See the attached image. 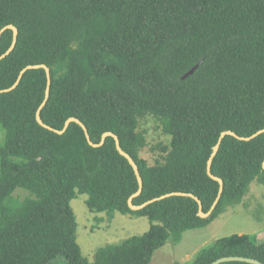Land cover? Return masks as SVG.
Wrapping results in <instances>:
<instances>
[{
  "label": "trees",
  "instance_id": "1",
  "mask_svg": "<svg viewBox=\"0 0 264 264\" xmlns=\"http://www.w3.org/2000/svg\"><path fill=\"white\" fill-rule=\"evenodd\" d=\"M18 29L15 49L0 62V91L23 69L51 72L43 122L62 130L80 120L91 141L115 134L143 181L141 206L171 194H192L209 213L220 185L208 174L223 132L250 137L264 129V0H0V32ZM7 29L0 57L12 46ZM192 75L184 78L194 67ZM44 69L28 70L18 86L0 93V264H150L183 233L212 224L241 205L253 182L264 185V133L251 141L223 139L211 173L223 192L202 218L198 202L171 196L134 211L135 171L114 138L95 148L72 123L60 135L42 127L36 113L45 100ZM153 118L169 146L162 161L141 157L148 146L140 130ZM87 194L94 213L146 217L145 234L107 245L90 262L77 241L71 207ZM223 257L264 263V239L234 234L217 239L192 264ZM223 264H248L228 262Z\"/></svg>",
  "mask_w": 264,
  "mask_h": 264
},
{
  "label": "rangeland",
  "instance_id": "2",
  "mask_svg": "<svg viewBox=\"0 0 264 264\" xmlns=\"http://www.w3.org/2000/svg\"><path fill=\"white\" fill-rule=\"evenodd\" d=\"M141 131L146 133L148 146L142 150L141 157L149 165L162 161L161 146H169L170 137L163 134L153 118L142 121ZM4 132L0 129V143ZM87 194H77L71 207L76 215L77 241L82 254L90 262L96 259L97 251L107 245L121 244L124 241L148 232L151 222L146 217H131L115 213L112 220L106 213L91 212L86 204ZM234 234L256 235L264 239V185L253 182L250 193L243 203L229 209L212 224L201 229L186 231L177 245L170 243L155 252L150 264H192L197 254L212 245L217 239ZM52 264H67L59 258Z\"/></svg>",
  "mask_w": 264,
  "mask_h": 264
},
{
  "label": "water",
  "instance_id": "3",
  "mask_svg": "<svg viewBox=\"0 0 264 264\" xmlns=\"http://www.w3.org/2000/svg\"><path fill=\"white\" fill-rule=\"evenodd\" d=\"M7 29H10L13 31L14 33V39H13V43H12V46L10 47V49L5 53L3 54L1 57H0V62L6 58L8 55L11 54V52L15 49V46L17 44V38H18V29L15 27V26H8L6 28H4L1 32H0V40H1V37H2V34L5 30ZM44 69L45 72H46V76H47V88H46V95H45V100L44 102L42 103V105L40 106V108L38 109L37 113H36V119L38 121V123L48 129V130H51L57 134H64L67 129L69 128V126L72 124V123H77L79 124L85 134H86V137H87V140L89 142V144L95 148H99V147H102L105 142H106V139L109 138V137H112L114 138L115 142H116V147H117V150L119 151V153L124 156L128 161L129 163L131 164V166L133 167L134 171H135V174H136V177L138 179V183H139V190L136 194H134L132 197H130V199L128 200V204H129V207L134 210V211H137V210H141L143 209L144 207H146L147 205H150L156 201H160V200H163V199H166L168 197H171V196H188V197H191V198H194L198 204H199V215L202 217V218H206L208 217L211 212L215 209L216 205L218 204L219 200H220V197H221V194L223 192V180L218 178V177H215L212 175L211 173V169H212V163H213V160L214 158L216 157V155L218 154L219 152V149H220V146L223 142V139L227 136H233L239 140H242V141H251L253 139H255L256 137H258L259 135L263 134L264 133V129L263 130H260L258 131L256 134L250 136V137H239L238 135H236L234 132L232 131H226V132H223L219 138V141H218V144L216 145V147L213 149V153L209 159V163H208V174L211 178H213L214 180H216L219 185H220V190H219V196L217 198V200L215 201L214 205L212 206L211 210L209 211V213H204L203 212V206H202V202L197 198L195 197L194 195L192 194H183V193H171V194H167V195H164V196H161L159 198H155L149 202H146L145 204L141 205V206H135L134 203H133V200L134 198L138 197L141 192H142V188H143V181H142V178L140 176V173H139V169H138V166L137 164L135 163V161L133 160V158L127 154L126 152L123 151V149L121 148V145H120V141H119V138L111 133V132H108V133H105L103 136H102V139L100 141L99 144H95L91 141V138H90V135L88 133V130L87 128L85 127V125L78 119L76 118H70L66 121L65 125H64V128L62 130H55L49 126H47L42 118H41V110L44 108V106L46 105L48 99H49V96H50V88H51V72H50V69L46 66V65H36V66H28L26 67L25 69H23L18 77V80L16 81V83L9 89H5V90H2L0 91V93H6V92H10L12 90H14L18 84L20 83L23 75L28 71V70H33V69ZM198 68V66L194 67L188 74H186L184 76V78H187L189 75H192L195 70ZM263 169H264V163H263ZM228 262H243V263H248V264H264L262 262H259L258 260H255V259H252V258H243V257H223V258H220L218 259L217 261L213 262L212 264H223V263H228Z\"/></svg>",
  "mask_w": 264,
  "mask_h": 264
}]
</instances>
